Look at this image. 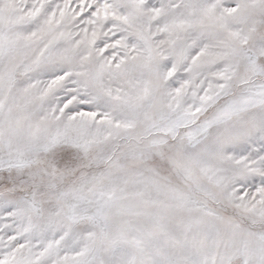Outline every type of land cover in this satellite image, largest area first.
Returning <instances> with one entry per match:
<instances>
[{
    "label": "snow or ice",
    "instance_id": "snow-or-ice-1",
    "mask_svg": "<svg viewBox=\"0 0 264 264\" xmlns=\"http://www.w3.org/2000/svg\"><path fill=\"white\" fill-rule=\"evenodd\" d=\"M0 264H264V0H0Z\"/></svg>",
    "mask_w": 264,
    "mask_h": 264
}]
</instances>
